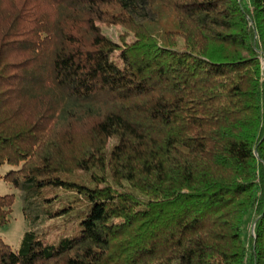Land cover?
<instances>
[{"label":"trees","instance_id":"1","mask_svg":"<svg viewBox=\"0 0 264 264\" xmlns=\"http://www.w3.org/2000/svg\"><path fill=\"white\" fill-rule=\"evenodd\" d=\"M0 166V264H264V0H0Z\"/></svg>","mask_w":264,"mask_h":264},{"label":"rangeland","instance_id":"2","mask_svg":"<svg viewBox=\"0 0 264 264\" xmlns=\"http://www.w3.org/2000/svg\"><path fill=\"white\" fill-rule=\"evenodd\" d=\"M108 36L111 37L113 42H118V36L122 33V29L116 28L106 29ZM128 42H131L129 39ZM6 172V169L1 168L0 166V175L3 176V174ZM15 188L12 187L10 184H5L0 180V195L1 196H7V194H14L15 195ZM60 195H63V193H60ZM10 221L7 226L3 227L0 226V237L4 239V241L7 243V245L11 246L13 249H17L19 244L22 241V235L27 230L26 221L23 218L24 215L21 211V202L16 199L15 204L12 206V212H11ZM250 230V229H248ZM60 232L55 231L50 236L51 240L56 239L55 236H59Z\"/></svg>","mask_w":264,"mask_h":264}]
</instances>
